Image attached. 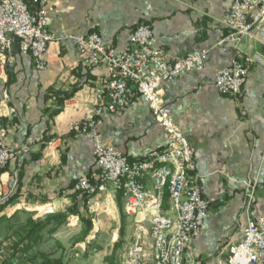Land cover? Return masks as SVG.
Instances as JSON below:
<instances>
[{"label": "crops", "instance_id": "crops-1", "mask_svg": "<svg viewBox=\"0 0 264 264\" xmlns=\"http://www.w3.org/2000/svg\"><path fill=\"white\" fill-rule=\"evenodd\" d=\"M233 2L52 0L50 31L55 41L46 54V69L38 71L33 58L21 54L18 46L13 67H6L0 58V140L19 152L0 175V207L4 208L0 223L11 222V240L4 242L0 238V248L7 253L3 264H27L32 254L49 253L50 249L58 252L54 253L56 257L64 250L68 254L69 247L82 237L80 217L71 216L53 235L49 234L52 227L46 229L37 245L25 242L15 247L17 234L29 220H45L47 215L40 209L64 213L74 204L72 185L96 172L90 137L74 133L72 126L83 121L109 72L104 66L87 68L83 64L78 40L98 33L105 43L121 50L127 46L132 31L142 24L152 26L156 48L164 50L171 60L191 53L207 54L202 72L183 75L160 87L166 106L195 150L197 170L203 178L202 193L211 204L206 228L194 237L184 264H213L243 240L248 220L264 215V69L252 68L239 100L221 95L214 81L219 69L243 56L264 54V44L249 37L228 40L230 31L224 21ZM76 87L78 92L50 120L47 110L55 107L52 94ZM97 128L107 145L131 160L143 159L166 146L163 128L148 103L138 97L120 114L100 117ZM45 138L51 141L46 143ZM253 184L257 186L256 200L249 211L246 192ZM87 208L83 216L93 220L95 210ZM144 217L139 214L136 219L130 218L132 235L135 221ZM98 223L93 220V236L87 237L89 245L95 243L94 235L108 234V224L103 227L101 221ZM117 226L119 232V222ZM116 235L111 241V253L101 256L105 264H111L108 259L112 257ZM125 244L116 253L115 264ZM83 251L75 259L73 255L66 257L65 262L69 259L70 264H81L82 255L90 252ZM88 261L100 264L94 255Z\"/></svg>", "mask_w": 264, "mask_h": 264}, {"label": "built area", "instance_id": "built-area-1", "mask_svg": "<svg viewBox=\"0 0 264 264\" xmlns=\"http://www.w3.org/2000/svg\"><path fill=\"white\" fill-rule=\"evenodd\" d=\"M51 1L0 0V58L6 67L15 65L14 46L18 42L20 53L30 55L38 71L46 69V54L55 41L50 31ZM224 24L230 31L228 40L249 37L264 44V0H234ZM78 50L87 68L104 66L109 75L95 93L94 104L83 121L72 126L74 133L90 137L96 164V172L80 178L74 191L87 194L90 201L99 193L112 194V201H116L121 193L128 218L145 215L142 221H135L134 233L121 251L118 264H184L194 237L206 228L211 204L202 193L203 178L197 170L195 150L166 106L160 87L183 75L202 72L207 54L191 53L171 60L164 50L156 48L154 31L148 24L133 30L121 50L105 43L98 33L80 38ZM254 67L264 69V54H247L219 69L216 90L239 100ZM136 97L148 103L164 130L166 146L143 159L131 160L105 143L97 125L100 117L120 114ZM18 154L0 140V168L8 166ZM255 188V184L248 188L250 199H254ZM95 201L99 204L98 198ZM48 214H54V210L43 211L44 216ZM6 256L5 248H0V264ZM213 264H264V215L248 220L243 240Z\"/></svg>", "mask_w": 264, "mask_h": 264}, {"label": "trees", "instance_id": "trees-1", "mask_svg": "<svg viewBox=\"0 0 264 264\" xmlns=\"http://www.w3.org/2000/svg\"><path fill=\"white\" fill-rule=\"evenodd\" d=\"M17 46H18V42H16L14 46V51L16 50ZM9 83H10V80H9ZM78 90L79 88L76 87L70 92H55L52 94L51 97L55 99V107L47 110V115L50 120H52L54 117H56L62 112L65 101L71 99L78 92ZM43 141L46 143L50 142L51 138H45ZM7 169H8V166H6L5 168H0V175L5 173ZM77 182H75L71 187V190L73 191V194H72V199L74 201L73 206L69 207L64 213H54V214L47 215L44 221L29 220L27 225L22 227L20 232L17 234V242L15 243V247L17 249L19 248V246L23 245L25 242H31L33 245H37L42 238V233L46 229H48L49 227H52L49 230V234L53 235L67 223L68 219L71 216H79L81 222L85 226L84 234L81 238H79L76 241V244L82 243L85 241V239L89 236V234L93 230V222L89 216L88 217L83 216L82 211H88L87 204L91 198L87 194L74 191V188ZM116 202L119 207L120 214H121V228L119 231L120 238L118 242L115 244L112 257L108 259V261L111 264H115L114 263L115 255L123 246L124 237H125L126 228H127V223H126L127 218L124 213L123 200H122L121 193H118ZM5 206H7V204H5ZM3 210L4 208L1 206L0 212ZM27 262H28L27 264H65V256L61 255L59 257H56V255L53 253L36 252L32 254V256H30Z\"/></svg>", "mask_w": 264, "mask_h": 264}, {"label": "rangeland", "instance_id": "rangeland-1", "mask_svg": "<svg viewBox=\"0 0 264 264\" xmlns=\"http://www.w3.org/2000/svg\"><path fill=\"white\" fill-rule=\"evenodd\" d=\"M256 191H257V186L255 188L254 199H250L248 197V190L246 192V197H247L246 200L247 201L245 202V204H246V209H248L249 211H250V209L252 208V206L255 203L256 193H257ZM111 196H112V194L99 193V195L97 197H95L93 200L90 201V203L87 204V206L89 208H92V209L95 210V212H93V214L95 216L93 218V220L95 219V223L99 224L98 222L101 221L100 224L103 227H104L105 223L108 224V226H107L109 228V231L107 232L108 234H106L104 236L102 234L94 235V239L92 240V242L93 243L95 242V243L91 244V245L87 244V238H86L85 241L80 243L79 247L76 248V249H74L75 245H76V242H75L74 246L69 247L68 254L65 253L66 250H64L61 253V255L65 256V260H66V257H68L70 255H73L74 259H75V255L83 253L84 252L83 250L85 249V251L88 250V252L89 251L90 252L89 253L85 252L82 255L84 260L81 262V264H92L88 260L91 258V256L93 257V255L99 261L100 264H105V261L102 260L101 256H104L105 254L111 253L110 245H112L111 241H112L114 233H117V235H118V239H117V242H118V240L120 238V232H116L117 231L116 229L118 227L117 226L118 222H119V227L121 228V214H120V210H119V207L117 205V202L115 200L112 201ZM96 198L99 199L98 208H94V204H97V202L95 201ZM106 200H108L110 204L107 203ZM249 204H251L250 208H249ZM43 211L44 210H41V213H43ZM126 218H127V220H126V223H127V228L126 229H127V231L125 233L123 244H125L132 237L131 230L128 228L129 224L131 222V219L128 218L127 216H126ZM93 220H92V222H93ZM80 225L82 226V228L85 231V226L81 222V220H80ZM66 229H67V227H66ZM93 230H94V228H93ZM84 231H81L79 236H83ZM90 235L93 236V234H90ZM117 235H116V237H117ZM0 238L5 239L4 242H7L8 240H11V222L0 223ZM49 240L51 241L50 238H49ZM89 246H90V249H89ZM72 249H74V250H72ZM48 252L49 253H53V254L54 253H58V252H54L52 249H50ZM58 257H59V255H58ZM65 264H70L69 259L65 262Z\"/></svg>", "mask_w": 264, "mask_h": 264}, {"label": "bare ground", "instance_id": "bare-ground-1", "mask_svg": "<svg viewBox=\"0 0 264 264\" xmlns=\"http://www.w3.org/2000/svg\"><path fill=\"white\" fill-rule=\"evenodd\" d=\"M94 208H98V204H94ZM41 210H45V211H47V210H49V208H42V209H40V211Z\"/></svg>", "mask_w": 264, "mask_h": 264}]
</instances>
